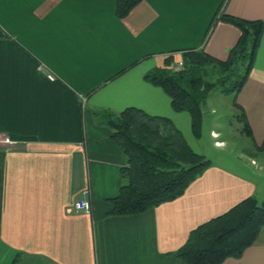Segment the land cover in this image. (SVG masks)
Instances as JSON below:
<instances>
[{"label": "crops", "instance_id": "1", "mask_svg": "<svg viewBox=\"0 0 264 264\" xmlns=\"http://www.w3.org/2000/svg\"><path fill=\"white\" fill-rule=\"evenodd\" d=\"M220 14L263 25L232 104L242 128L244 113L251 138L241 133L260 164L249 157L250 167L242 154L209 159L212 166L181 197L107 216L106 200L118 193L126 165L107 122L121 111L169 118L204 155L189 115L174 112L144 75L167 58L176 66L189 50L226 61L240 31ZM263 143L264 0H143L123 19L115 0H0V264H184L173 253L193 229L247 197L264 199ZM83 192L90 212L71 211ZM221 264H264V225L239 258Z\"/></svg>", "mask_w": 264, "mask_h": 264}, {"label": "trees", "instance_id": "2", "mask_svg": "<svg viewBox=\"0 0 264 264\" xmlns=\"http://www.w3.org/2000/svg\"><path fill=\"white\" fill-rule=\"evenodd\" d=\"M141 1L115 0L116 17L125 18ZM219 19L240 31L226 61L215 60L203 50H189L182 56L180 71H174L173 59L167 58L164 68L144 75L169 97L174 112L189 115L194 139L201 137L203 106L212 90L222 87V94H232L237 106L236 97L253 68L263 31L261 22L224 14ZM215 68L222 75L210 82L208 70ZM238 119L243 120V133L251 138L243 112ZM114 122L120 129L111 134V139L122 148L126 165L120 169L123 182L118 193L106 200L107 216L136 215L171 202L212 166L208 158L191 148L169 118L130 107L115 116ZM263 225L264 199L247 197L193 229L173 256L184 264H221L227 258H239L255 242Z\"/></svg>", "mask_w": 264, "mask_h": 264}, {"label": "rangeland", "instance_id": "3", "mask_svg": "<svg viewBox=\"0 0 264 264\" xmlns=\"http://www.w3.org/2000/svg\"><path fill=\"white\" fill-rule=\"evenodd\" d=\"M211 70H208L207 80L214 82L222 73H220L217 68ZM221 88L212 90L206 104L203 106V110H205L207 115L205 114L203 121L202 139L199 140L194 139L193 136L191 137L197 144L195 147L198 146L199 149L203 151L204 156L206 155V158L212 159L213 161L227 159L228 156L234 161L238 154H242V159L247 162L250 167H253V165L250 164L251 159L249 157H256L253 158V160L255 163L260 164V152L256 151L251 140L241 133L242 125L235 118L236 109H234L232 105V94H222ZM213 119L216 120L214 123ZM181 128L184 129L182 125ZM213 128L218 131V137H211L210 132ZM215 140L224 141L225 144L222 147L214 149L212 146ZM21 264H35V260H24Z\"/></svg>", "mask_w": 264, "mask_h": 264}, {"label": "built area", "instance_id": "4", "mask_svg": "<svg viewBox=\"0 0 264 264\" xmlns=\"http://www.w3.org/2000/svg\"><path fill=\"white\" fill-rule=\"evenodd\" d=\"M181 69H182L181 62H179L176 66L173 67L174 71H180ZM90 209H91V205L87 197V192H83L81 194V197L77 199L71 207V211H74V212L89 213Z\"/></svg>", "mask_w": 264, "mask_h": 264}, {"label": "water", "instance_id": "5", "mask_svg": "<svg viewBox=\"0 0 264 264\" xmlns=\"http://www.w3.org/2000/svg\"><path fill=\"white\" fill-rule=\"evenodd\" d=\"M107 124L115 131L120 129V125L115 123L113 120H109Z\"/></svg>", "mask_w": 264, "mask_h": 264}]
</instances>
